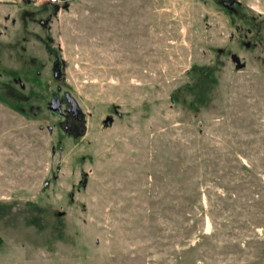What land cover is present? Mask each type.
I'll list each match as a JSON object with an SVG mask.
<instances>
[{"label":"rangeland","instance_id":"rangeland-1","mask_svg":"<svg viewBox=\"0 0 264 264\" xmlns=\"http://www.w3.org/2000/svg\"><path fill=\"white\" fill-rule=\"evenodd\" d=\"M59 1L0 0V264H264V0Z\"/></svg>","mask_w":264,"mask_h":264},{"label":"flooded vegetation","instance_id":"flooded-vegetation-1","mask_svg":"<svg viewBox=\"0 0 264 264\" xmlns=\"http://www.w3.org/2000/svg\"><path fill=\"white\" fill-rule=\"evenodd\" d=\"M52 73H53L52 75L54 76V78L59 79V74H60L59 63L55 62L53 64ZM57 91L59 92L60 89L57 88ZM64 93H63L62 99L59 97V95L54 94V93H52L51 98H50V100H51L53 97H57L60 101V105H62L61 104L62 102L64 103V109L62 111L65 110ZM58 116L64 119L63 129L65 130L66 133H72V135H76V134H78V131H83L84 125L81 122V116L79 114L77 116H74V114H72V113L62 112V114H60Z\"/></svg>","mask_w":264,"mask_h":264},{"label":"water","instance_id":"water-1","mask_svg":"<svg viewBox=\"0 0 264 264\" xmlns=\"http://www.w3.org/2000/svg\"><path fill=\"white\" fill-rule=\"evenodd\" d=\"M64 100H65V110L62 111L61 105H60V101L57 97H53L47 108L48 110L53 113V114H62V112H66V113H72L74 114V116H77L78 114L81 116V122L84 125V116L77 104V102L75 101V99L70 95V93L65 92L64 93Z\"/></svg>","mask_w":264,"mask_h":264},{"label":"built area","instance_id":"built-area-1","mask_svg":"<svg viewBox=\"0 0 264 264\" xmlns=\"http://www.w3.org/2000/svg\"><path fill=\"white\" fill-rule=\"evenodd\" d=\"M43 2L48 3V4H53V5H59L60 4L59 0H43Z\"/></svg>","mask_w":264,"mask_h":264},{"label":"trees","instance_id":"trees-1","mask_svg":"<svg viewBox=\"0 0 264 264\" xmlns=\"http://www.w3.org/2000/svg\"><path fill=\"white\" fill-rule=\"evenodd\" d=\"M201 72H203V71H201ZM204 76H205V75H204ZM3 84H4V83H0V86H1V87L7 86L6 84H4V85H3ZM192 106H193V103H192Z\"/></svg>","mask_w":264,"mask_h":264}]
</instances>
